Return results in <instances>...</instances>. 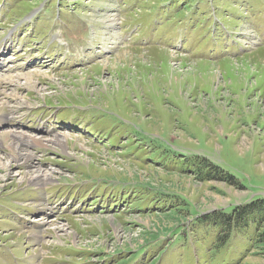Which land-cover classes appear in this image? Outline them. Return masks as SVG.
Segmentation results:
<instances>
[{
	"label": "rangeland",
	"instance_id": "1",
	"mask_svg": "<svg viewBox=\"0 0 264 264\" xmlns=\"http://www.w3.org/2000/svg\"><path fill=\"white\" fill-rule=\"evenodd\" d=\"M261 196L264 0H0V264H208L157 215ZM251 232L212 264H264Z\"/></svg>",
	"mask_w": 264,
	"mask_h": 264
},
{
	"label": "trees",
	"instance_id": "2",
	"mask_svg": "<svg viewBox=\"0 0 264 264\" xmlns=\"http://www.w3.org/2000/svg\"><path fill=\"white\" fill-rule=\"evenodd\" d=\"M228 175L229 174H227V176ZM206 176L210 177L208 174ZM224 179L229 184L236 185L237 187L242 186L237 183L235 179L228 177H225ZM110 202L112 203L110 207H114V201L110 200ZM106 205L107 203L104 207ZM158 209L161 210L162 208ZM162 210H165V208ZM188 216L189 212L186 208H175L171 212L162 213V216L157 215V217H164L173 224L175 223L176 230L182 225L179 222H181V219L184 217L185 223L197 222L198 225L211 224V227L215 229V233L213 232L212 234V240L208 244L205 243V252L208 255L207 261L210 259L208 264L222 260L223 253L230 246V236L232 232L241 228H248L249 225H252V232L247 234L250 247L255 246L257 249L264 251V196L251 199L241 205H236L229 212L220 210L206 212L202 215H194L193 218Z\"/></svg>",
	"mask_w": 264,
	"mask_h": 264
},
{
	"label": "bare ground",
	"instance_id": "3",
	"mask_svg": "<svg viewBox=\"0 0 264 264\" xmlns=\"http://www.w3.org/2000/svg\"><path fill=\"white\" fill-rule=\"evenodd\" d=\"M107 61H109V60H107ZM27 78L28 79H30L31 78V76L30 75H27ZM72 127H74V125H72ZM80 128V127H79ZM82 128V127H81ZM83 129V128H82ZM82 131H84V129L82 130ZM9 134H10V136L11 137H13L12 138V142H13V144H14V146H13V144H11V150H12V154H11V156L12 157H14L16 160L19 158H23V159H26V156H28V153H26V152H24V151H22V150H20L19 149V146H18V144H21L22 143V141H24V140H26V137L22 134V133H6L5 135L6 136H9ZM69 139H67V138H63V139H61V138H57L56 137V139L54 140V142L55 143H59L60 145H63L65 142H69L68 141ZM13 147V148H12ZM20 150V151H19ZM26 153V154H25ZM14 159V160H15ZM22 159V160H23ZM42 171H44V170H42ZM52 172V171H51ZM43 176H50V175H48V174H46V173H44V172H40L39 170L38 171H34V174H32V175H29V177H28V179L30 178V180H32L33 182H36L37 184H38V182L40 181V180H42V179H48L47 177L46 178H43ZM27 179V180H28ZM20 180V179H19ZM29 180V181H30Z\"/></svg>",
	"mask_w": 264,
	"mask_h": 264
}]
</instances>
